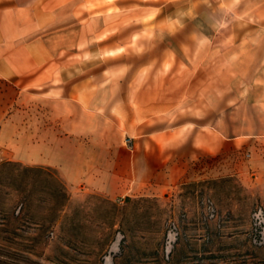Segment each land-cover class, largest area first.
<instances>
[{"label":"crops","instance_id":"crops-1","mask_svg":"<svg viewBox=\"0 0 264 264\" xmlns=\"http://www.w3.org/2000/svg\"><path fill=\"white\" fill-rule=\"evenodd\" d=\"M245 105L264 114V0H0V161L109 199L158 195L260 134L239 125Z\"/></svg>","mask_w":264,"mask_h":264},{"label":"rangeland","instance_id":"rangeland-1","mask_svg":"<svg viewBox=\"0 0 264 264\" xmlns=\"http://www.w3.org/2000/svg\"><path fill=\"white\" fill-rule=\"evenodd\" d=\"M228 78L226 134L237 106ZM239 111L260 134L199 156L158 195L109 199L0 161V264H264V114Z\"/></svg>","mask_w":264,"mask_h":264},{"label":"built area","instance_id":"built-area-1","mask_svg":"<svg viewBox=\"0 0 264 264\" xmlns=\"http://www.w3.org/2000/svg\"><path fill=\"white\" fill-rule=\"evenodd\" d=\"M124 144L126 145V147H127L128 149H133L132 138H130V137H125V138H124Z\"/></svg>","mask_w":264,"mask_h":264},{"label":"trees","instance_id":"trees-1","mask_svg":"<svg viewBox=\"0 0 264 264\" xmlns=\"http://www.w3.org/2000/svg\"><path fill=\"white\" fill-rule=\"evenodd\" d=\"M115 256V255H114ZM113 259H114V257H113Z\"/></svg>","mask_w":264,"mask_h":264}]
</instances>
